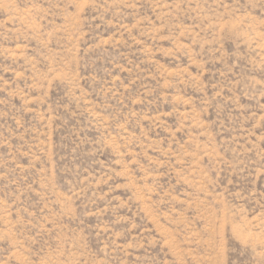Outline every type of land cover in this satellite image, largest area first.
<instances>
[{"label": "rangeland", "instance_id": "374dc122", "mask_svg": "<svg viewBox=\"0 0 264 264\" xmlns=\"http://www.w3.org/2000/svg\"><path fill=\"white\" fill-rule=\"evenodd\" d=\"M0 264H264V0H0Z\"/></svg>", "mask_w": 264, "mask_h": 264}]
</instances>
